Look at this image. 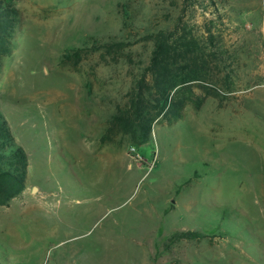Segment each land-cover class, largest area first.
Wrapping results in <instances>:
<instances>
[{"label":"rangeland","instance_id":"1","mask_svg":"<svg viewBox=\"0 0 264 264\" xmlns=\"http://www.w3.org/2000/svg\"><path fill=\"white\" fill-rule=\"evenodd\" d=\"M1 1L0 114L27 167L0 264H264V0ZM160 30L206 64L142 141L111 117ZM187 230L205 236L171 241Z\"/></svg>","mask_w":264,"mask_h":264},{"label":"trees","instance_id":"2","mask_svg":"<svg viewBox=\"0 0 264 264\" xmlns=\"http://www.w3.org/2000/svg\"><path fill=\"white\" fill-rule=\"evenodd\" d=\"M14 28L15 10L0 0V56L10 51ZM152 37L154 44L149 62L133 88L129 104L111 117L112 124L142 141L149 139L152 123L159 115L168 121L180 116V101H176L171 93L175 89L173 93H177L184 88L183 84L202 75L206 64L202 50L193 38L175 37L173 32L162 30ZM124 45L122 41H115L100 47L105 48L107 53H117ZM26 167V153L15 144L0 114V205L8 206L10 200L23 191ZM204 236L199 231L187 230L174 233L171 241Z\"/></svg>","mask_w":264,"mask_h":264},{"label":"water","instance_id":"3","mask_svg":"<svg viewBox=\"0 0 264 264\" xmlns=\"http://www.w3.org/2000/svg\"><path fill=\"white\" fill-rule=\"evenodd\" d=\"M36 189L33 187L32 192H34Z\"/></svg>","mask_w":264,"mask_h":264}]
</instances>
